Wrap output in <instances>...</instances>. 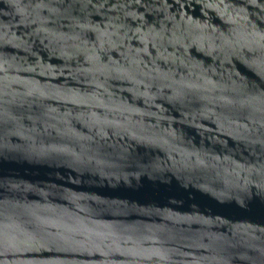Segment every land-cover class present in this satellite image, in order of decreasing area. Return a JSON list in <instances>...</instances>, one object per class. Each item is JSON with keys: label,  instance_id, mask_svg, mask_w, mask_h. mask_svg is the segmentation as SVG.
<instances>
[{"label": "water", "instance_id": "water-1", "mask_svg": "<svg viewBox=\"0 0 264 264\" xmlns=\"http://www.w3.org/2000/svg\"><path fill=\"white\" fill-rule=\"evenodd\" d=\"M0 264H264V0H0Z\"/></svg>", "mask_w": 264, "mask_h": 264}]
</instances>
